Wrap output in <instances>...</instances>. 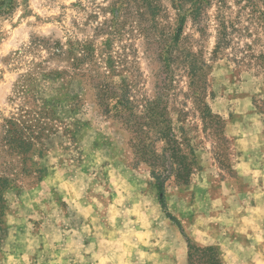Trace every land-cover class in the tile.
I'll list each match as a JSON object with an SVG mask.
<instances>
[{
    "label": "rangeland",
    "instance_id": "rangeland-1",
    "mask_svg": "<svg viewBox=\"0 0 264 264\" xmlns=\"http://www.w3.org/2000/svg\"><path fill=\"white\" fill-rule=\"evenodd\" d=\"M177 3L16 0L0 16V128L22 88L28 98L70 89L81 101L70 137L56 135L34 158L41 175L19 176L2 193L0 264H186V238L214 246L224 264H264V5L207 0L197 20L183 12L180 23ZM146 5L156 7L154 17ZM177 32L179 49L203 68L204 103L221 120L218 133L215 123L204 129L190 80L175 69L174 100L189 112L199 166L187 185H165L167 212L185 237L158 205L149 170L134 167L124 135L97 113L86 78L70 68L90 47L102 71L113 59L114 81L152 97L161 69L152 39L167 44Z\"/></svg>",
    "mask_w": 264,
    "mask_h": 264
},
{
    "label": "trees",
    "instance_id": "trees-1",
    "mask_svg": "<svg viewBox=\"0 0 264 264\" xmlns=\"http://www.w3.org/2000/svg\"><path fill=\"white\" fill-rule=\"evenodd\" d=\"M15 1L0 0V16L9 14L14 8ZM245 1L251 3L254 0ZM177 2L173 5L177 6L179 20L182 23L184 13L192 14L193 21L197 20L207 0ZM261 2L264 5V0ZM183 4H188L189 9H184ZM145 8L149 9L152 17L155 16L156 7L146 5ZM148 32L151 34V31ZM153 32L154 30L152 35ZM179 35L178 32L175 33L167 44L164 40L157 41L155 35L156 40L152 39L160 48L156 58L161 66V69H158L160 76L154 86L155 92L152 97H139L133 93L131 85L125 80L114 81L110 75L114 74L113 59L108 57L104 61L108 71H102L95 63L90 47L81 49V57H71L70 68L79 72L75 76L86 78L85 87L92 94L97 113L110 121L124 135L125 145L134 167L144 166L149 170L158 205L166 218L184 236L179 222L167 212L165 185L168 182L179 186L187 185L199 166L196 150L185 124L189 112L186 111L184 104L174 100L172 87L175 69H184L190 80L188 87L193 99V109L204 129L211 126V130L212 124L215 123L214 126L217 128L213 129V133H218L221 120L212 114L203 101L200 83L203 68L198 67L197 59L192 53L179 49ZM147 44L151 47L153 43L148 41ZM59 50L62 48L59 47ZM57 52L58 49L57 51L54 49V55ZM86 62L90 66L81 70ZM21 90L22 101L16 107L15 113L4 120L0 128V236L3 232L2 219L5 212L2 193L19 176L41 175L43 169H31L32 166H37L33 162L34 158L42 159L47 151L48 142L56 135L69 136L70 129L74 127V117L81 108L80 98L70 89L66 90L62 98L53 96L45 98L43 91L35 90L28 98L26 89ZM71 139L73 140V137ZM186 264L224 263L214 246L200 247L186 238Z\"/></svg>",
    "mask_w": 264,
    "mask_h": 264
}]
</instances>
